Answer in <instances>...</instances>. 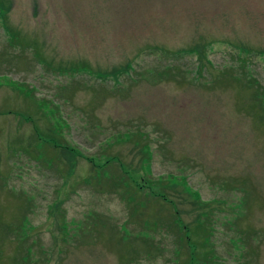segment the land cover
Returning <instances> with one entry per match:
<instances>
[{
	"label": "rangeland",
	"instance_id": "1",
	"mask_svg": "<svg viewBox=\"0 0 264 264\" xmlns=\"http://www.w3.org/2000/svg\"><path fill=\"white\" fill-rule=\"evenodd\" d=\"M216 263L264 264V0H0V264Z\"/></svg>",
	"mask_w": 264,
	"mask_h": 264
},
{
	"label": "trees",
	"instance_id": "2",
	"mask_svg": "<svg viewBox=\"0 0 264 264\" xmlns=\"http://www.w3.org/2000/svg\"><path fill=\"white\" fill-rule=\"evenodd\" d=\"M210 45H211V41H204L202 38H200L199 41L196 42L195 44H193L192 46H189L187 48L186 47L182 48L178 52L176 51V52H174V54H171L170 56H168V58H170L171 60H177V59H186L187 60V58L190 57V55L196 56V60L198 61V64L200 65V66L197 65L196 67H198V68L200 67L199 70L204 69V71H205V64L211 65L210 61L207 58V48ZM175 69H179V67L176 64L168 63V64L164 65V67H163L162 71L160 72V74L166 79H169V78L178 79V77L180 75ZM129 71H131V65L129 64V62H127V64L124 66V68L120 69L119 71H114V73L116 74V76L118 78L122 73L123 74H127ZM197 72H198V70L195 71V73H197ZM221 72H225V69L222 70ZM150 73H152V71H150L149 69H146V70H144V73L140 74V75H141V77L146 78L145 75L147 74L148 76H150ZM156 74H158V73H156ZM257 95H258V92L257 91L254 92L253 91V98H255L256 104H261V99L257 98L256 97ZM136 187H137L136 188L137 189V194L138 193H142V190H144V189H142L143 187H141V186H137L136 185ZM191 193L194 195V201L190 200V202L194 205L195 208L199 209L197 214H196L197 218L203 217L204 219H206L207 223L209 222V223L213 224V222L215 221V220L211 219V215L213 213H211V211H209V210H204L205 208L210 206V203H205V202L201 201L200 194H198L197 192H194V191L191 190ZM148 196L151 197V199H154V197L155 198H159L160 201L165 200V198L168 199V197L165 194H163V193H161V195L160 194H156V195L148 194ZM135 197H136V193H134V195L131 196L132 200H134ZM218 202H219V204H224V201H222V200H219ZM231 208H233L232 205L229 206V209H231ZM175 213L184 222V223L182 222L183 224L182 223L180 224L181 225V229L180 230H182V231H184L186 233L190 232V230L188 228V226H190V222L185 223V220L183 218V214L178 209L177 204H176V207H175ZM173 233L174 234L176 233L178 235V233L176 231H174ZM168 234L171 235V232H169ZM237 238H240L242 240L243 244L244 243H248L247 239L245 241V239H243L241 236H238ZM177 240H179L178 237H177ZM191 243L193 244V246L195 248V252L191 253L190 256H189L190 263L192 262V258L194 257V255L198 251H200V252L203 251L205 253L203 257H207L208 256V251L209 250L207 248H205L206 245L203 244V241L200 242L199 245H195L193 240H191L190 237L187 236V235L185 237V244H183V245L179 244L178 250H177L176 247L174 248V250L176 249L175 253L178 252V254H179L180 250H182L183 248L185 249V246H187V248L191 250V247H190ZM146 246H149L148 247L149 249L145 250V252L148 255L152 252V250H156L157 254H160L162 252V250L159 249V248H155V247L153 248L150 245H146ZM230 248H233V247H230ZM18 250H20V249L18 248ZM26 251H27V253H30L31 252V248L27 247ZM227 253L229 254V251H227ZM130 259L131 258H129V257L126 258V261H130ZM177 259H179V258H177ZM216 264H220V263H216Z\"/></svg>",
	"mask_w": 264,
	"mask_h": 264
}]
</instances>
